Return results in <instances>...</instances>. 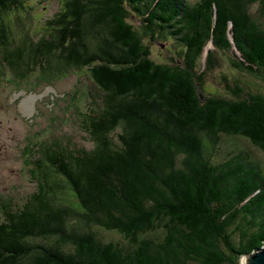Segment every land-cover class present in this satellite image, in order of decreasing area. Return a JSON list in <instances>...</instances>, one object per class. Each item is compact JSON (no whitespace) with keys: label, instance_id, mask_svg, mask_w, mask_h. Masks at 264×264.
Returning a JSON list of instances; mask_svg holds the SVG:
<instances>
[{"label":"trees","instance_id":"1","mask_svg":"<svg viewBox=\"0 0 264 264\" xmlns=\"http://www.w3.org/2000/svg\"><path fill=\"white\" fill-rule=\"evenodd\" d=\"M28 1L0 0V80L89 69L93 147L39 146L37 191L21 206L0 201V264H240L262 248L264 170L222 144L241 138L264 153V93L235 85L233 97L202 99L215 51L199 62L208 43L235 48L233 66L264 77L252 14L257 5L264 17V0H62L37 41L6 19ZM145 37L176 43L179 61L155 62Z\"/></svg>","mask_w":264,"mask_h":264},{"label":"rangeland","instance_id":"2","mask_svg":"<svg viewBox=\"0 0 264 264\" xmlns=\"http://www.w3.org/2000/svg\"><path fill=\"white\" fill-rule=\"evenodd\" d=\"M197 1L189 0L191 3ZM61 8L62 0H29L25 9H19L6 19L15 34L21 33V38L26 32L24 28L31 25L29 28L34 29L31 38L37 41L47 33L49 22L56 18ZM258 11V6L254 5L252 14L264 26V17L259 16ZM23 22L26 23L25 27L18 28ZM130 22L139 32L142 31L139 19L133 16ZM21 38L17 36V40ZM144 43L150 47L151 58L155 62L179 61L182 48L176 43L165 38L150 41L148 37H145ZM210 50L215 51L217 63L205 77L202 92L205 95L202 99L210 94L233 97L227 86L235 90V85L264 93V77L233 66V61H242L235 48L222 52L208 43L199 62L200 70L205 69ZM92 87L89 69H70L65 75L48 79L36 71L22 80L11 77L0 80V201H11L14 206H21L37 191L39 182L37 174L32 175L33 161L34 154L43 143L65 140L73 141L77 147H93L85 122V116L92 114L91 110L96 107L90 101ZM231 141L222 144L224 152L234 149L249 152L264 170V153L241 138ZM58 195L65 199V193L61 190H58ZM66 199L72 198L67 195ZM96 231L107 241L126 244L125 239L116 232H106L100 228H96Z\"/></svg>","mask_w":264,"mask_h":264},{"label":"water","instance_id":"3","mask_svg":"<svg viewBox=\"0 0 264 264\" xmlns=\"http://www.w3.org/2000/svg\"><path fill=\"white\" fill-rule=\"evenodd\" d=\"M240 264H264V246L241 258Z\"/></svg>","mask_w":264,"mask_h":264}]
</instances>
